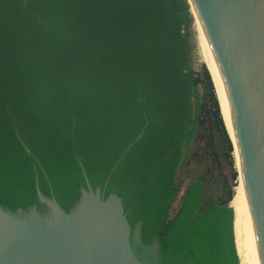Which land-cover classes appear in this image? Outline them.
<instances>
[{
	"label": "water",
	"instance_id": "water-1",
	"mask_svg": "<svg viewBox=\"0 0 264 264\" xmlns=\"http://www.w3.org/2000/svg\"><path fill=\"white\" fill-rule=\"evenodd\" d=\"M224 199L155 236L198 116L181 0H0V264H264V0H188Z\"/></svg>",
	"mask_w": 264,
	"mask_h": 264
},
{
	"label": "trees",
	"instance_id": "trees-1",
	"mask_svg": "<svg viewBox=\"0 0 264 264\" xmlns=\"http://www.w3.org/2000/svg\"><path fill=\"white\" fill-rule=\"evenodd\" d=\"M184 12H185V18H186V34H187V42H188V48H189V53L190 57L192 58L191 55V48H192V41H191V35H192V17H191V12H190V6L188 0H181ZM194 79H195V86H196V93H197V100H198V116H197V122H196V129H195V135H194V142H193V147L191 149V152L188 156V158L185 160L183 163L182 171H181V176L178 184V188L176 191L175 198L173 202L171 203L170 207L168 208L155 236L151 240V242L148 244H156L157 241L159 240L161 234L163 233L166 225L168 224L171 216L175 212V209L173 212H171V208L173 203L175 202L177 198V194L179 191V187L182 183V175H185L186 178L188 179V182L183 190H186L188 184L195 178V179H200L201 182V187H202V197L201 201L199 204V212L203 210V208L206 206V204L210 201L211 198H219V199H224L227 193V178L220 177L217 180V187L214 191H210L211 183H210V169L205 168L203 171L194 170L193 168H189V170L184 174V168L187 165H191V163L197 162L199 159H203L207 156H210L212 159L216 158V152H215V137L213 133V129L211 126V122L209 119L208 111L206 108L205 100L203 97V94L201 93L199 89V77L198 73L196 70H194ZM182 193V195H183ZM182 197V196H181ZM179 206V205H178ZM134 244L136 248L139 250H145L140 243V232L138 231L135 234L134 238Z\"/></svg>",
	"mask_w": 264,
	"mask_h": 264
},
{
	"label": "rangeland",
	"instance_id": "rangeland-1",
	"mask_svg": "<svg viewBox=\"0 0 264 264\" xmlns=\"http://www.w3.org/2000/svg\"><path fill=\"white\" fill-rule=\"evenodd\" d=\"M191 30H192V26H191ZM191 41H192V35H191ZM191 62H192V67L194 68V70L197 71V67H196V62H195V57H194V52H193V47L191 48ZM198 73V72H197ZM199 89L202 93V89L199 83ZM203 94V93H202ZM215 152H216V158L212 159L210 156H207L203 159H199L197 162L195 163H191V165H187L184 168V174L189 170V168H193L194 170H199V171H203L205 170V168H209L210 169V183H211V187H210V191H214L217 187V180L220 177H226L227 178V172H226V168L224 166L221 154L219 152L218 146L216 144V140H215ZM188 182V179L186 178L185 175H182V183L179 187V191L177 194V198L175 200V202L172 205L171 208V212H173L179 205L180 203V199L183 193V190L186 186Z\"/></svg>",
	"mask_w": 264,
	"mask_h": 264
},
{
	"label": "flooded vegetation",
	"instance_id": "flooded-vegetation-1",
	"mask_svg": "<svg viewBox=\"0 0 264 264\" xmlns=\"http://www.w3.org/2000/svg\"><path fill=\"white\" fill-rule=\"evenodd\" d=\"M155 244L153 243V244H150V245H147L146 247H143L145 250H148V249H150L152 246H154Z\"/></svg>",
	"mask_w": 264,
	"mask_h": 264
}]
</instances>
